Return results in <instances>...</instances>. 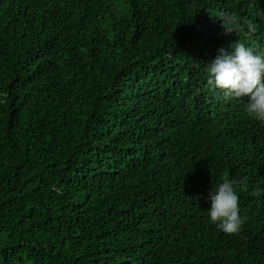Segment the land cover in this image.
Masks as SVG:
<instances>
[{"label":"trees","instance_id":"obj_1","mask_svg":"<svg viewBox=\"0 0 264 264\" xmlns=\"http://www.w3.org/2000/svg\"><path fill=\"white\" fill-rule=\"evenodd\" d=\"M236 40L264 0H0V264H264V122L208 82Z\"/></svg>","mask_w":264,"mask_h":264},{"label":"clouds","instance_id":"obj_2","mask_svg":"<svg viewBox=\"0 0 264 264\" xmlns=\"http://www.w3.org/2000/svg\"><path fill=\"white\" fill-rule=\"evenodd\" d=\"M226 34L242 31L241 21L234 15L221 18ZM247 28L252 30L249 22ZM224 48L214 60L207 64L208 82L219 90L225 99L248 97L245 111L249 118L264 122V51H257L236 40ZM234 179H223L212 187L206 210L210 221L225 234H237L243 227L245 218L240 214L239 195Z\"/></svg>","mask_w":264,"mask_h":264}]
</instances>
